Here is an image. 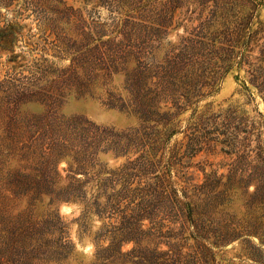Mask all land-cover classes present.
Instances as JSON below:
<instances>
[{"label":"rangeland","instance_id":"obj_1","mask_svg":"<svg viewBox=\"0 0 264 264\" xmlns=\"http://www.w3.org/2000/svg\"><path fill=\"white\" fill-rule=\"evenodd\" d=\"M235 15L251 19L250 28H261L264 35V0H0V37H6L0 41V264H89L92 238L102 224L111 229L134 220L129 210L118 214L112 207L116 195L108 197L103 218L94 206L62 199L72 180L65 168L78 165L74 158L88 141L129 143L126 156L99 150L84 157L85 166L94 162L105 171L139 154L153 164L145 177L168 168L172 178L179 177L188 162V174L198 183L205 173L222 174L224 180L234 171H253L251 149L255 141L264 146V100L243 69L233 67L206 96L192 98L169 129L161 112L178 95L176 85L166 91L169 100L160 109L142 117L130 98L132 77L157 80L178 48L197 45L188 36L197 39L218 28L222 17ZM186 89L181 84L178 92ZM186 144L201 151L189 159ZM233 192L206 217L207 229L226 237L216 245L218 237L208 232L209 249L187 238L191 227L178 232L169 204H158L150 188L133 197L152 198L151 218L142 220L143 227L160 221L167 231L174 225L155 239L158 251L168 249L160 260L264 264V207L245 205L248 195L241 187ZM63 206L70 211L61 214ZM61 243L66 257L53 252ZM89 244L93 249L86 252Z\"/></svg>","mask_w":264,"mask_h":264},{"label":"trees","instance_id":"obj_2","mask_svg":"<svg viewBox=\"0 0 264 264\" xmlns=\"http://www.w3.org/2000/svg\"><path fill=\"white\" fill-rule=\"evenodd\" d=\"M251 20V19H250ZM250 20L244 16H233L232 20L222 17L218 28L204 33L199 38L188 36L186 39L197 42V45L184 46L178 48L177 53L170 57L167 65L163 66V74L155 81H149L146 77H132L133 90L130 91L131 103L136 106V114L142 117L147 111L156 112L162 107V102H167L166 91L176 85L174 91L178 95L171 105H168L161 113L168 116L169 128L174 126L176 119L187 106L192 102V98L198 101L206 96L209 90L217 84L219 79L233 67L243 69L246 80L256 88L260 97L264 100V35L261 28L251 29ZM1 42H6V37H0ZM255 51L259 54L253 55ZM184 70V74L178 75ZM186 76V80L184 79ZM181 78V81H179ZM179 81V83H178ZM178 83V84H177ZM187 86L185 92H178L180 85ZM243 119L238 120L242 123ZM252 124L255 121L251 122ZM175 129L171 133H175ZM247 138L246 136L242 139ZM186 144L184 151L188 152L187 157L191 159L201 148H189ZM181 149V143L175 145L172 152L177 153ZM101 150H108L114 156H126L131 152L129 143L121 144L119 141H88L82 150H78V155L74 161L78 163L75 167L68 163L67 168L72 171L69 176L72 180L64 188L67 195L62 197L66 201L83 202L85 206H94V212L99 218L109 205L108 197L115 196L112 207L118 214L130 211L128 214L134 220L127 224H117L107 228L106 224L95 231L92 238L94 251L93 258L89 264H174L166 259L160 260V255H167V250L158 251L157 246L160 241H155L158 236H164L174 229V225L169 226L167 231H162L164 224L160 221L152 222L150 226L143 227L142 220L151 218L153 208L152 198H140L134 201L137 195L149 189L151 196L159 198V203L167 202L171 211L174 212L175 219L171 222L179 221L178 232H187V238L194 240L197 245H202L204 249H209L204 241L209 240L208 232H214L216 241L214 244L220 245L226 241L223 233L216 229H207L209 224L206 221L210 218L211 211L224 203L227 195H234V188H242V193L248 195L245 205L259 204L264 207V146L259 141H255L253 148L254 155L249 160L253 162V171L247 175H236V171L227 174L223 180V175L205 173L201 182H194V173L188 174L189 162L183 166V173L172 178L170 169L163 171L154 177H145L148 167L153 165L151 159H146L144 154H139L133 159L121 163L117 168L105 171L103 167H96V163H89L85 166V156H93ZM67 156L64 154L61 158ZM85 160V162H84ZM58 161V160H57ZM80 162V164H79ZM88 163V162H87ZM240 162L237 163L236 168ZM81 174L84 177H76ZM188 174V175H187ZM87 186V188H83ZM249 186H253L251 191H247ZM91 192L90 198H86V193ZM107 192L109 196L106 195ZM229 192V193H228ZM100 200L101 197H105ZM120 196H123L120 198ZM123 207L120 209L121 200ZM231 197H228V202ZM111 202V201H110ZM149 208V209H148ZM148 214V215H147ZM206 219V220H205ZM166 227V226H165ZM177 232V234H178ZM223 236V237H222ZM107 240L106 245L101 242ZM133 245L122 250L127 243ZM67 246L65 243L56 245L53 252L66 257ZM195 259H188L181 264H196Z\"/></svg>","mask_w":264,"mask_h":264},{"label":"clouds","instance_id":"obj_3","mask_svg":"<svg viewBox=\"0 0 264 264\" xmlns=\"http://www.w3.org/2000/svg\"><path fill=\"white\" fill-rule=\"evenodd\" d=\"M68 211H70L69 207L67 206H63L61 208V214H65L67 213ZM93 249V246L91 244L88 245V247L85 249L86 252H91Z\"/></svg>","mask_w":264,"mask_h":264}]
</instances>
